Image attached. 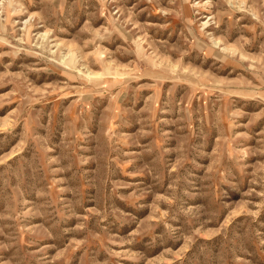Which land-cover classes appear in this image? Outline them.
Wrapping results in <instances>:
<instances>
[{"label":"rangeland","instance_id":"374dc122","mask_svg":"<svg viewBox=\"0 0 264 264\" xmlns=\"http://www.w3.org/2000/svg\"><path fill=\"white\" fill-rule=\"evenodd\" d=\"M0 264H264V0H0Z\"/></svg>","mask_w":264,"mask_h":264}]
</instances>
